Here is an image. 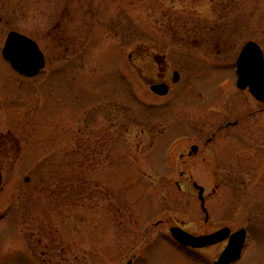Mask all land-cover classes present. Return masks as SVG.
<instances>
[{"label": "rangeland", "instance_id": "obj_1", "mask_svg": "<svg viewBox=\"0 0 264 264\" xmlns=\"http://www.w3.org/2000/svg\"><path fill=\"white\" fill-rule=\"evenodd\" d=\"M13 31L45 56L35 78L2 59ZM250 40L264 0H0V264H213L226 245L190 256L171 227L246 229L236 264H264V111L234 74Z\"/></svg>", "mask_w": 264, "mask_h": 264}, {"label": "water", "instance_id": "obj_2", "mask_svg": "<svg viewBox=\"0 0 264 264\" xmlns=\"http://www.w3.org/2000/svg\"><path fill=\"white\" fill-rule=\"evenodd\" d=\"M214 1V0H209ZM2 57L10 63V66L20 75L32 78L37 76L45 68V59L40 52L37 44L32 40L15 32L7 36ZM237 87L240 90L249 89L252 96L259 102L264 104V61L259 48L249 43L242 51L236 65ZM179 77L177 74L173 76V83H177ZM150 91L160 97L168 94V87L165 85H155ZM195 147L192 152H196ZM2 177L0 173V187ZM198 191L199 200L204 212V190L193 185ZM172 237L182 246L192 249H203L229 238L228 245L215 264H233L240 257L246 240V231L240 230L230 236V230L224 229L209 236L194 237L186 232L172 228L170 230Z\"/></svg>", "mask_w": 264, "mask_h": 264}, {"label": "flooded vegetation", "instance_id": "obj_3", "mask_svg": "<svg viewBox=\"0 0 264 264\" xmlns=\"http://www.w3.org/2000/svg\"><path fill=\"white\" fill-rule=\"evenodd\" d=\"M218 2V0H216V1H214V2H212L213 4H215V3H217ZM224 38H221V37H218L215 41L217 42V45L219 46L220 45V43H222V40H223ZM226 41V40H225ZM249 42H254V41H252V40H250V41H247V43H249ZM246 43V44H247ZM254 43H256L260 48H261V50H262V52H263V56H264V50L262 49V47L257 43V42H254ZM228 43L227 42H224L223 43V45H227ZM245 44V45H246ZM244 45V46H245ZM243 46V47H244ZM242 47V48H243ZM240 93H243L244 95H246V97L248 98V99H251L258 107H260V109H261V111H264V105H262V104H260V103H258L254 98H252V96L249 94V92L247 91V90H245V91H239ZM250 115V114H249ZM238 124V122L237 121H234L233 123H227L226 125H225V127L226 128H230V126H236ZM224 126H222L221 128H223ZM220 129V127H218V130ZM216 135L215 134H213V135H211V137L210 136H208V137H206L203 141H202V143H204L205 145H207V146H209L210 145V143H211V141H212V137L214 138ZM202 143L198 146V145H191L190 146V148L192 147V146H195V147H197L198 148V150L195 152V153H193L191 156H189L188 154H187V156L188 157H193V156H195V157H197V155H199V153L200 152H203V147H202ZM206 146V147H207ZM185 251H187V253L188 254H190V256H192V252L193 251H191V250H189V249H185Z\"/></svg>", "mask_w": 264, "mask_h": 264}]
</instances>
